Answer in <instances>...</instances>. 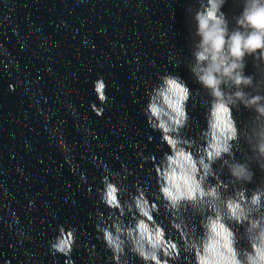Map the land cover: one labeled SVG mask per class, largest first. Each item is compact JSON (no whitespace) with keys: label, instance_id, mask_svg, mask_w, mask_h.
Returning a JSON list of instances; mask_svg holds the SVG:
<instances>
[{"label":"water","instance_id":"1","mask_svg":"<svg viewBox=\"0 0 264 264\" xmlns=\"http://www.w3.org/2000/svg\"><path fill=\"white\" fill-rule=\"evenodd\" d=\"M245 3L222 0L218 14L230 33L238 30ZM207 6L208 0H0V204L58 264H115L97 239L98 226H105L100 213L105 220L110 215L100 202L102 177L120 185L122 199L140 186L156 200L155 166L168 148L143 109L166 75L190 89L188 121L179 134L203 156L211 97L192 68L200 67L196 16ZM243 64L251 84L223 88L233 105L237 139L212 163L205 184L216 185L224 198L247 197V219L230 226L239 258L248 264L264 229V198L258 207L251 204L254 192L264 197V157L257 151L264 115L256 111L264 106V58L246 55ZM101 78L107 85L104 104L94 92ZM237 91L242 99L235 98ZM256 96L262 98L259 104L249 105ZM93 104L103 110L101 116ZM237 163L250 180L231 176ZM121 219L125 226L134 224L130 216ZM170 219L162 206L156 220L179 241ZM184 219L198 233L200 217L182 216V231ZM254 221L260 229L251 227ZM60 225L76 231L69 256L50 247ZM121 260L142 264L131 253ZM177 264L193 259L181 249Z\"/></svg>","mask_w":264,"mask_h":264},{"label":"clouds","instance_id":"2","mask_svg":"<svg viewBox=\"0 0 264 264\" xmlns=\"http://www.w3.org/2000/svg\"><path fill=\"white\" fill-rule=\"evenodd\" d=\"M221 3L222 0H208L205 11L196 16L200 41L195 58L200 67L197 71L194 66L192 72L211 97L203 156L194 153L179 134L188 121L190 89L180 78L166 75L148 93V102L143 109L147 124L159 132L161 142L168 148L155 166L156 200H150L140 186L136 187L134 194L122 199L124 192L120 185L108 176L102 177L100 202L109 209L110 215L105 220L100 213L105 226H98L100 235L97 239H101L111 251L115 264H127L121 258L128 253L142 264H177L181 249L185 256L192 257L193 264H243L235 248V233L230 224H239L247 219L243 206L247 197L241 193L239 200L224 198L216 185H206L205 180L212 163L228 154L231 141L237 139L233 105L225 99L223 88L228 83L237 88L250 85L251 77L242 72L245 56L258 54L264 58V0H246L242 17L237 21L238 30L231 33L225 19L218 14ZM106 90L107 85L102 78L94 82V92L101 104L107 102ZM234 96L242 99L244 93L237 91ZM261 99L253 97L248 104L258 105ZM92 108L97 116L103 114L95 104ZM256 111L264 115V106L257 107ZM257 151L264 157V136L257 145ZM125 173L131 175L127 169ZM230 174L237 180H250L246 167L238 163L230 167ZM262 198L261 193L254 192L251 204L258 207ZM162 206L171 217L169 224L178 233L179 241L156 220ZM188 213L200 217L198 233L192 232L186 219L183 220L184 230H181V217ZM123 216H130L134 224L125 226L121 219ZM251 227L260 229L259 221L252 222ZM75 241V229L60 225L50 247L55 253L69 256ZM252 247L253 254L248 257V264H264V229L258 231Z\"/></svg>","mask_w":264,"mask_h":264}]
</instances>
